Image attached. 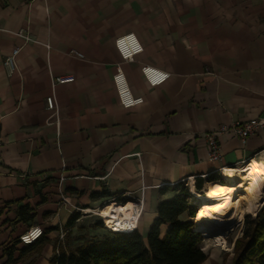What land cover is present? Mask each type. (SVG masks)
Returning <instances> with one entry per match:
<instances>
[{
  "label": "crops",
  "instance_id": "obj_1",
  "mask_svg": "<svg viewBox=\"0 0 264 264\" xmlns=\"http://www.w3.org/2000/svg\"><path fill=\"white\" fill-rule=\"evenodd\" d=\"M127 33L143 46L132 61L115 44ZM14 47H22L20 70L8 75L3 61ZM144 65L170 76L152 86ZM117 66L143 103L121 105ZM67 75L74 81L52 86V76ZM52 94L58 121L47 108ZM261 118L264 0H0V264L12 246L19 257V237L34 226L46 242L17 264H51L60 233L80 218L70 224L78 211L60 206L62 192L94 213L107 201L143 196L138 230L146 238L158 204L192 181L199 191L226 186L222 167L264 162V127L246 141L219 135V161L208 159L204 136ZM26 205L29 222L18 217ZM179 219L193 220L188 211Z\"/></svg>",
  "mask_w": 264,
  "mask_h": 264
},
{
  "label": "trees",
  "instance_id": "obj_2",
  "mask_svg": "<svg viewBox=\"0 0 264 264\" xmlns=\"http://www.w3.org/2000/svg\"><path fill=\"white\" fill-rule=\"evenodd\" d=\"M188 197L189 189L184 187L172 199L161 201L157 207V218L146 238L139 230L110 232L109 236L100 239L85 240L74 249L59 245L54 249L51 264H202L208 254L200 245L203 240L201 232L196 229L193 220L183 222L179 219L185 211L192 219L196 216ZM18 217L20 221L29 222L34 215L26 205L18 208ZM79 217L80 212H75L70 224ZM165 223L170 226L162 233L161 226ZM45 242L42 234L26 244L17 258L14 246L6 249L8 260L5 264H17L24 254L42 248ZM231 264H264V221L258 214L254 218L246 216L244 232L236 240Z\"/></svg>",
  "mask_w": 264,
  "mask_h": 264
},
{
  "label": "built area",
  "instance_id": "obj_3",
  "mask_svg": "<svg viewBox=\"0 0 264 264\" xmlns=\"http://www.w3.org/2000/svg\"><path fill=\"white\" fill-rule=\"evenodd\" d=\"M17 34L23 37L25 39V42H29L33 40L30 37V35L25 33L23 30H20ZM115 44H116V48L118 52L120 53L121 57L127 61L134 60V57L143 51V46L139 42V40L137 39L134 33H127V34L117 37L115 40ZM21 49L22 47H14L11 53L5 56L3 64H4L5 70L8 73V75H12L14 72H19L20 66L18 62V56H19ZM71 52L73 55H76L78 57L84 56L82 53H80L79 51L75 49H73ZM141 70L146 80L152 86H156V85L163 83L170 76V73L165 72L157 67L150 66V65L142 66ZM113 78H114V83L116 85V89L118 92L120 103L123 107L131 108V107H134V106H137L143 103L144 98L142 96H135L133 94L128 84V81L126 79L125 73L123 72L121 66H117V70ZM74 79L75 77L73 75L59 76V77L52 76V86L54 87L57 84L72 82L74 81ZM46 103H47V108L53 112V114L56 117V121H58V106H57V102H56V98L54 94L46 98ZM262 127H264V118L250 119L246 121H233L230 125H227V126L223 125L216 130L205 133L204 136L207 142L208 159L212 161H219L222 158V147L218 141L219 135L223 133H232V134L239 136L243 141H246L248 137L256 133V131ZM1 144L2 143L0 140V146ZM250 161L251 160L243 161V165L239 168L229 167V169H226L225 167H222L221 170L223 171V175L224 176L226 175L224 173V171L226 170H233V171L238 172L240 168L244 167L245 165L250 164ZM61 180H64V177H61ZM188 189H189V196H190L191 194L190 188L188 187ZM112 201H114L115 203L117 202L116 200H112ZM107 202H110V201H107ZM130 202L133 204V217L129 219V222L127 224L128 228L124 229L123 231H119L115 227H108L107 223L102 217L105 228L108 231L115 232V233L116 232L131 233L139 229L140 219L143 214L144 207H145V199L143 196H141L136 199L128 200L126 202L120 201L118 203L124 204L126 206ZM60 206H71L73 208V211H78V212L84 210L81 207L73 205L68 199V197L63 192L61 193ZM43 233H44V229L41 226H34V227H30L27 231L21 234L19 239L22 244L26 245V244L32 243L35 238L36 239L39 238ZM31 235H33V238L27 239Z\"/></svg>",
  "mask_w": 264,
  "mask_h": 264
},
{
  "label": "bare ground",
  "instance_id": "obj_4",
  "mask_svg": "<svg viewBox=\"0 0 264 264\" xmlns=\"http://www.w3.org/2000/svg\"><path fill=\"white\" fill-rule=\"evenodd\" d=\"M241 171L228 170L226 186L215 187L214 183H210L207 190L202 192L195 188L192 181L190 187V201L201 211L198 230L213 237L227 251H230L227 241L229 233L244 222L246 213H253L264 204V162L252 159ZM107 203L95 213L104 216L108 227H115L119 231L127 229L129 219L133 217V204ZM33 235L27 239H32Z\"/></svg>",
  "mask_w": 264,
  "mask_h": 264
},
{
  "label": "rangeland",
  "instance_id": "obj_5",
  "mask_svg": "<svg viewBox=\"0 0 264 264\" xmlns=\"http://www.w3.org/2000/svg\"><path fill=\"white\" fill-rule=\"evenodd\" d=\"M242 193L243 191H241V194ZM188 199L190 201V197H188ZM189 203L191 204L192 202H189ZM107 204L108 203L106 204L103 203L98 209H102ZM263 205L259 207L253 213H246L245 219L247 215L254 218L258 214L261 220L264 221V213H263L264 206ZM195 206L196 205H194V207ZM200 212L201 211L199 210L197 206L196 216L193 219L197 230H198V227L200 226V223H199ZM245 219L243 223H239L235 227L234 231L230 232L229 235L227 236V241H228V246L230 247V251L222 249L219 242L216 241L213 237L206 236L204 235L203 232H202L203 234L201 233V235L203 236V240L200 245L202 249L208 254V258H209V260H207L208 263L214 261L216 264H231L233 257H234V247H235L236 240L240 236H242L244 232ZM109 235H110V231H108L105 228L102 217L99 214L94 213V212H87L83 210V211H80V218L74 223V225L70 229H68L67 226L66 228H64V233H60L58 240L66 248L74 249L78 245L82 244L85 240L100 239V238H103ZM26 260H28V257L25 258V261Z\"/></svg>",
  "mask_w": 264,
  "mask_h": 264
},
{
  "label": "water",
  "instance_id": "obj_6",
  "mask_svg": "<svg viewBox=\"0 0 264 264\" xmlns=\"http://www.w3.org/2000/svg\"><path fill=\"white\" fill-rule=\"evenodd\" d=\"M197 210V207L195 208V211Z\"/></svg>",
  "mask_w": 264,
  "mask_h": 264
}]
</instances>
